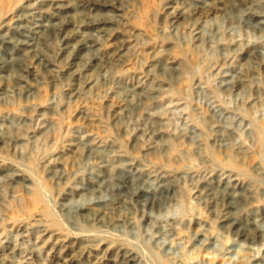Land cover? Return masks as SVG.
Here are the masks:
<instances>
[{"label":"rangeland","instance_id":"rangeland-1","mask_svg":"<svg viewBox=\"0 0 264 264\" xmlns=\"http://www.w3.org/2000/svg\"><path fill=\"white\" fill-rule=\"evenodd\" d=\"M2 1L0 17L20 11L26 2L12 0L4 8ZM64 2L76 7L75 22L62 27L55 21L59 28L37 40L39 56L22 59L24 68L5 75L8 98L0 101V122L7 121L8 133L5 139L0 136V164L6 169L0 172V236L15 239L19 230L37 223L72 236L59 213L65 197L96 179L100 164L121 168L127 162L119 156H124L147 169L151 178L141 185L151 186L156 171L166 173L170 191L162 207L132 209L131 222L121 230L136 233L128 239L146 248L153 264H264V234L261 240L253 232L255 242H245L223 227L224 206L214 207L198 197V188L224 167L241 173L259 200L257 206H262L258 208H264V0ZM41 9L56 11L51 5ZM179 12L184 14L174 20ZM93 23L106 26L108 34L94 32ZM196 25L204 27V41H195ZM89 38L99 40L94 53L78 58V52L67 48ZM0 50L2 57L5 49ZM172 61L178 64L174 72L167 68ZM224 75L232 89L225 88ZM136 83L143 92L129 91ZM159 85L163 93L149 95L148 89ZM126 106L129 111H123ZM149 116L160 122L152 123ZM154 129L161 136L155 138ZM78 132L105 141L100 155L77 141ZM222 138L228 139L227 149L219 147ZM12 172L41 182L45 198L37 195L32 182L12 184ZM49 207L54 212L49 213ZM257 215L244 212L239 220L245 225L256 217L264 229L263 213ZM32 236L27 243L18 240L17 257L1 253L0 262L23 264L35 242ZM50 256L26 264H55ZM146 259L140 264L151 263Z\"/></svg>","mask_w":264,"mask_h":264},{"label":"bare ground","instance_id":"bare-ground-1","mask_svg":"<svg viewBox=\"0 0 264 264\" xmlns=\"http://www.w3.org/2000/svg\"><path fill=\"white\" fill-rule=\"evenodd\" d=\"M5 1L6 3L3 4L4 8L6 4H9L10 2H12V0H9V1L5 0ZM25 1L26 2L25 4L23 3L24 6H22L20 11H15L11 14L7 13L5 14V16L3 14L2 17H0V49L2 50L5 49L4 52L2 53V57H0V101L1 100L4 101L3 99L8 98V91L4 88L5 85H3V83L6 82L5 75L6 74L10 75L12 73H15L18 70V66H21L20 67L21 69L24 68L23 63L21 62L22 59L26 60L27 57L28 58L34 57L36 59V57L39 56L38 55L39 48H38L37 40H39L41 37H43L45 34L49 33L50 31L56 30V27L59 28L58 26L59 21L61 22L62 27L69 26L71 23L75 22L74 21L75 18L73 14L77 13V9L76 7H73L70 4H66L64 0H36L37 3L34 2V4L29 3V0H25ZM45 5L53 6V8L56 11L54 13H52L53 12L52 11L51 12L52 14L43 12L41 7ZM3 10L4 9H0V15ZM183 14H184L183 12H179L176 15V17L173 19L177 20L179 17H182ZM65 19L66 20L68 19V21L65 22ZM55 21H58V23L56 24ZM108 24L109 23H106V25ZM93 26H94L93 27L94 32L96 31V33L101 34V37L102 35L108 34L109 30L106 28V26L104 27L103 25L96 24V23H93ZM203 28L199 27L198 25L195 26V29H194L195 41L201 42L203 40V34H202ZM17 35L19 39L15 40L13 37H16ZM89 40H90L89 42L88 41L82 42L73 47L70 45L69 46L67 45V48L68 49L72 48L73 50L78 52L79 54L78 53L76 54L78 58H80L82 54L86 52L87 53L93 52V50L99 44L98 43L99 40L98 42L91 41V38H89ZM126 50L128 49L126 48ZM97 51L98 50H96V52ZM122 56L124 55H121L120 57ZM110 57H112V54ZM93 58H94V61L98 60L96 59V56ZM176 65L178 64L175 61H172L167 64V68H169L171 72H174L176 70L175 69ZM75 72H78V70L74 71L72 76L76 75ZM223 78H224L223 81L225 82L224 83L225 88L227 89L231 87L233 88L230 78L227 75H224ZM92 83L93 82L89 81L88 82L89 86H92ZM238 83L242 84L243 81L240 79ZM126 90H129V89H126ZM142 90L144 89H142L141 84L138 83L136 86H133L132 89H130L129 91L132 93H139ZM148 90H149V95H156V94L163 93L162 87L160 85L155 88L150 87ZM128 107L129 106H126V108L124 107L123 111H127ZM148 119L154 124H158V122H160L159 119H157V117L154 118L153 116L152 117L149 116L147 120ZM2 120L0 122V136L3 139H5L8 133L6 132L8 130L6 126L7 121H4V120L2 121ZM41 126H43L42 127V131H43V129H45V126L44 125H41ZM153 136L157 138L161 135L159 131L155 130L153 131ZM76 139L81 144L87 143L89 147L88 151H90V153H93L95 155H100V153L103 151V148L105 147V141L97 140L92 135L78 132ZM136 141H137V138H136ZM227 141L228 139H225V138H222L221 140H219V147L223 149L225 148L227 149V146H226ZM155 149H156L155 146H150L149 148V150H155ZM119 158H120V161H123V162L125 161V163L126 162L127 163L124 164L121 168L113 167V165H110V164L106 165V163L100 164L98 167L99 169L96 174V179L92 178L93 181H89L88 184H85L82 187H75L74 189H72V191L69 192V194H67V196L65 197L64 203L60 205L59 213L63 215L64 217L63 220H65V222L70 227L72 236L70 235H69L70 237L63 236L59 231L52 230L51 228L47 227V225L45 226L41 223L40 225H38L37 223V226H32V227L30 226V228L25 227L19 230L18 233H16L17 236L15 235L16 240L12 239L11 236L10 238L8 237L3 238L1 234L0 254L8 253L10 257L12 256L14 258V256L19 252L18 251L19 249L17 250L18 240H20L21 242H24L27 238H29V236L33 235L34 237L33 236L32 237L35 238V242L31 244L32 246L30 248V252L26 251L27 253H30V254L27 255V257L23 259V262H22L23 264L28 263L33 258H38L40 259L41 262H43L44 255L46 254L52 255L50 257H52L53 262L55 264H82L83 262L87 264H99L103 261L105 262V264H140V262H142L143 258L145 257L148 259H151V263H152L153 260H152V257H150L149 251L146 248H144L142 245H140L139 243L135 241H131L130 240L131 238L128 239L129 236H133V235L135 238L136 233H132V232L129 233L127 230H125V232L121 230L124 227L123 225L125 223L131 222L132 209H140L141 211L146 212V211H152L155 209L159 210L162 207L163 197L167 195V192L169 190L168 186L165 185L167 182L166 173L156 171L157 175L155 174L156 176H154L155 180L153 181L151 180L152 181L151 186H145V184L141 185L140 183H142L144 180L146 179L150 180L151 178V176L148 175L147 173V169L146 168L144 169V167L141 166L142 164L140 165L133 161H127V158L124 156H119ZM229 161L234 163L235 157L231 155L229 157ZM219 169H220L219 170L220 174L217 177H215L212 180L210 179L209 181L206 180L207 182H205V185H203L200 188V190L198 188V194H199L198 197H200L204 201L208 200L210 204L214 205V207L219 204H221L222 207L224 206L226 213L223 215V219H221L223 220V224H224L223 227L233 230L234 233H236V235L240 239L244 240L245 242L254 243L255 234L254 236H252L251 233L255 232V233H258V235L260 234L259 239H261L262 235L264 234V229L257 224V220L255 219L256 217L252 218V220L245 225H243L240 222L239 217H240V214L244 212L247 213L248 211L250 213V216L257 215L258 212H262L263 213L262 220L264 222V208L261 210L258 208V207L261 208L262 206H257V203L259 202V200L257 199L255 193L251 191L252 189V188L250 189L251 185L245 183L241 179L242 175L240 172H238L237 170L227 169L224 167H220ZM5 171L6 169L4 168V166L0 164V172H5ZM17 173L18 174H16L15 172L14 174V172H12V175L9 178L12 181V184H13V181H16L18 183V180L19 182L21 180L24 183L32 182V184L35 187V191L37 195L40 194L41 196H43L44 193L47 194V191H45V189L42 186L43 184H41V182L31 181L29 177H23L21 176V174L19 175V172ZM53 173H55L56 178L59 177L61 174L58 171H54ZM149 180L148 182H150ZM12 190H14V188ZM261 196H262V199L264 200V193H262ZM42 198L44 199L45 197L43 196ZM53 209L54 208L49 207V210H48L49 213H52V211L54 212ZM114 214L116 215V220L113 217ZM33 229H36L34 233H33ZM119 230L122 232L123 235H118ZM12 231H14L13 228L9 230L8 233H11ZM126 241L130 242V244L132 245L130 246L124 245V242ZM22 253H20V255ZM1 259L3 260V257L0 258V261H2ZM148 259H146L145 262H147ZM41 262L37 264H43ZM156 262L154 261V264H157ZM0 263L2 264V262Z\"/></svg>","mask_w":264,"mask_h":264}]
</instances>
